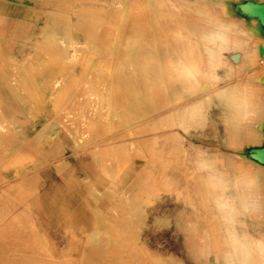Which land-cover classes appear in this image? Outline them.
<instances>
[{"label": "rangeland", "instance_id": "374dc122", "mask_svg": "<svg viewBox=\"0 0 264 264\" xmlns=\"http://www.w3.org/2000/svg\"><path fill=\"white\" fill-rule=\"evenodd\" d=\"M245 1L36 0L34 30L0 38V264H225L236 239L218 200L239 193L240 163L264 169L250 156L264 145V35ZM204 2L236 34L211 58ZM250 84L240 114L217 91ZM217 170L230 188L210 182ZM259 179L260 206L240 183L252 214L232 201L264 236Z\"/></svg>", "mask_w": 264, "mask_h": 264}, {"label": "bare ground", "instance_id": "6f19581e", "mask_svg": "<svg viewBox=\"0 0 264 264\" xmlns=\"http://www.w3.org/2000/svg\"><path fill=\"white\" fill-rule=\"evenodd\" d=\"M246 1H249V3L248 4H246L247 5V7L250 9V12H248L247 14H245V15H248V16H256L257 17V21H255L256 22V24H255V27L257 28V30L259 31V33L260 34H263L264 35V26H263V24H262V21H261V17L257 14V13H255L254 12V7L252 6L253 4H258V5H263L264 4V1L263 2H261V0H260V2H257V1H255V0H246ZM223 3V2H222ZM244 3V2H243ZM188 4V3H187ZM218 4V3H217ZM222 5V4H221ZM221 5H219V6H221ZM192 7V6H191ZM217 9V8H216ZM223 9H224V7H223ZM237 9H239V5L237 6ZM240 10V9H239ZM195 11H197L198 12V14H199V16H200V19L202 20V23L201 24H199V26L201 27V29H202V31H203V35H202V37L204 38L205 37V39H207V41H209L210 42V44L212 43L213 44V46H211L210 44H209V46H210V48H208L209 46H207V48H208V51H209V55H210V58L211 57H215V53L216 54H218L219 52L221 53V51L222 50H224V49H226V43H224V42H226V41H224L225 39H228L227 38V35H229V33H231V35H234V36H236V34L235 33H232L231 32V30H230V28L231 27H233L232 26V24H230L228 21H226L225 20V18H223L222 16H221V13L219 12V11H215V12H213L214 10H212V8H211V6L207 3V2H204L203 4H201V6H197L196 8H195ZM222 11V10H221ZM223 11H225V10H223ZM225 13V12H224ZM243 13V12H242ZM241 12L239 13L240 15L242 14ZM157 15V14H156ZM225 15V14H224ZM228 15V14H227ZM194 17V16H193ZM190 18V17H189ZM206 18H208V25H211L212 27V29H209V26L207 25V22H206ZM234 18V17H233ZM248 18V17H247ZM157 19V18H156ZM228 19V18H227ZM237 19V18H236ZM239 19V18H238ZM250 19V18H249ZM147 20V19H146ZM229 20V19H228ZM231 20V19H230ZM242 20V19H241ZM256 20V19H255ZM235 21H237V20H235ZM240 21V20H239ZM251 21H253V20H251ZM199 22V21H198ZM254 22V21H253ZM147 23V22H146ZM168 23V22H167ZM194 23V22H193ZM195 23H197V22H195ZM188 24H191V23H188ZM144 26V25H143ZM243 26V25H242ZM145 28V27H144ZM237 28V27H236ZM244 28V27H243ZM245 29V28H244ZM238 30H239V28H238ZM241 30V29H240ZM241 31H243V29L241 30ZM199 32V31H198ZM234 32H237V31H234ZM250 33V32H249ZM248 33V34H249ZM247 34V35H248ZM238 35V34H237ZM242 35H244V34H242ZM262 35V36H263ZM245 36V35H244ZM250 36V35H249ZM188 37V36H187ZM231 37V36H230ZM237 37H240V36H237ZM251 37H252V35H251ZM158 38V37H157ZM243 38V37H242ZM248 38V37H247ZM256 38V37H255ZM255 38H253V39H255ZM264 38V37H263ZM205 39H204V41H205ZM244 39V38H243ZM252 39V38H251ZM230 40V39H229ZM246 40H248V39H246ZM259 40H261V39H259ZM263 40V39H262ZM178 41V40H177ZM197 41V40H196ZM255 41H256V39H255ZM199 42V41H198ZM232 42H233V40H232ZM243 42H245V41H243ZM191 44V43H190ZM195 44V43H194ZM233 44V43H232ZM241 44V40H240V38H239V40L238 41H236L233 45L236 47V46H238V45H240ZM253 44V43H252ZM261 44V43H260ZM259 44V45H260ZM217 46V48H216V50L218 51V53H217V51L215 50V48H214V46ZM190 46V45H189ZM192 46H194L193 44L191 45V47ZM215 46V47H216ZM246 46V45H245ZM251 46V45H250ZM255 45H253V47H254ZM191 47H190V49H191ZM205 47V46H204ZM203 47V48H204ZM252 47V48H253ZM200 48V47H199ZM193 49V48H192ZM261 51H263L264 52V42H263V44L262 45H260V48H259ZM192 51H194V50H192ZM250 51H252L251 50V48H250ZM196 52V51H195ZM207 52V51H206ZM249 52V51H248ZM253 52V51H252ZM120 53V52H119ZM198 53V52H197ZM202 53V52H201ZM204 53V52H203ZM251 52H249V54H250ZM116 54V53H115ZM180 54V53H179ZM194 54V53H193ZM205 54V53H204ZM207 54V53H206ZM222 54V53H221ZM261 54H262V52H261ZM191 55V54H190ZM219 55V54H218ZM216 56V57H219V56ZM194 56V55H193ZM196 56V55H195ZM198 56V55H197ZM201 56V55H200ZM222 56V55H221ZM263 56H264V54H263ZM262 56V57H263ZM192 57V56H191ZM190 57V58H191ZM257 57H259V56H257ZM190 58H189V60H190ZM194 58V57H193ZM192 58V59H193ZM246 58V57H245ZM191 59V60H192ZM260 59V58H259ZM262 59V58H261ZM259 60V61H262V60ZM264 59V58H263ZM190 60V61H191ZM195 60V63H196V60H198V59H194ZM191 62H194V61H191ZM191 62H189L190 64H191ZM179 63V62H178ZM195 63H193L189 68H188V74L189 75H191L192 74V72H200V69H198V67H197V65L195 64ZM197 63H199V60H198V62ZM262 64V63H261ZM188 65V64H187ZM106 66V65H105ZM179 66V65H178ZM104 67V66H103ZM99 68V67H98ZM106 69V68H105ZM181 69H183V68H181ZM180 69V70H181ZM203 69V68H202ZM184 70V69H183ZM201 73V72H200ZM260 73H262V71L260 72ZM178 74V73H177ZM257 75V74H256ZM262 75H264V74H262ZM120 76V75H119ZM182 76V75H181ZM218 76V75H217ZM188 77V76H187ZM186 77V78H187ZM261 77V76H260ZM184 78V77H183ZM191 78H192V76H191ZM180 79V78H179ZM188 79V78H187ZM187 79H185L186 81H187ZM219 79V78H218ZM258 79V78H257ZM262 79H263V77H262ZM122 80V79H121ZM146 80H147V78H146ZM145 80V81H146ZM127 82V81H126ZM204 83V82H203ZM241 83V82H240ZM251 83V82H250ZM125 84V83H124ZM189 84V83H188ZM191 84V83H190ZM242 84V83H241ZM249 84V83H248ZM254 84V83H253ZM260 84V83H259ZM123 85V84H122ZM126 85V84H125ZM235 85H237V84H235ZM245 85V84H244ZM258 85V84H257ZM223 86V85H222ZM232 86H234V85H228V87L227 88H225V86L223 87V88H218L217 89V91H218V93H219V95H220V97L221 98H223V100L225 101V102H231L232 101V104H233V106H234V113H236V114H240L241 112H243V111H246V109L248 110V108L251 106V103L254 101V99L256 98V95H257V89H256V86L255 85H252V84H250L249 86H247V87H245V86H236V88L235 89H232L231 87ZM117 87V86H116ZM261 87V86H260ZM133 88V87H132ZM116 89V88H115ZM123 91V90H122ZM262 91V90H261ZM127 92V91H126ZM215 93H217V92H215ZM259 93H260V91H259ZM123 94V93H122ZM126 98V97H125ZM259 99V98H258ZM115 100V99H114ZM122 100V99H121ZM262 100H263V98H262ZM116 101V100H115ZM119 102V101H118ZM121 103V102H120ZM126 103V102H125ZM137 104V103H136ZM106 105V104H105ZM123 106V105H122ZM134 106V105H133ZM228 112V111H227ZM232 112V111H231ZM230 114H232V113H230ZM200 115V114H199ZM202 115H204V114H202ZM201 116V115H200ZM122 117V116H121ZM197 117V116H196ZM199 117V116H198ZM201 118V117H200ZM204 118V117H203ZM199 119V118H198ZM200 122V121H199ZM107 127V126H106ZM132 130V129H131ZM109 131V130H108ZM112 136V135H111ZM259 147H264V145L263 146H259ZM255 159V158H254ZM257 160V159H256ZM257 161H259V160H257ZM260 162V161H259ZM204 163V162H203ZM202 163V164H203ZM206 163H208V162H206ZM262 163V162H261ZM205 164V163H204ZM212 164V163H211ZM258 166V165H257ZM262 167V166H261ZM222 169V168H221ZM237 169L239 170L238 171V174L237 175H239V176H236V177H238V178H236L235 180V184L237 185V186H239V188L238 187H236L234 184L232 185V186H235L234 188H237V190L239 191V193L238 194H236V193H232V200L233 201H236V200H241V201H243V203H241V201H240V204H239V202H238V204L241 206V204H243V206H245L246 207V209H248V212H249V209L251 208V207H249V205L251 204L250 203V201L249 200H247L248 198V195L250 194H248V190L250 189H248V187H252L253 188V190H257V188H259L258 186H259V178H260V175H261V173H263L264 172V169L263 168H257L256 167V170H253V169H251V167L250 166H247L246 164H244V163H240L239 164V166L237 167ZM223 171H225L224 170V168H223ZM222 170L219 172L218 170L217 171H212V172H210V174H212L210 177L207 175V176H205L206 177V179L209 177L210 178V180H211V177H212V179H215L214 181H216V180H218V184H219V188H221L222 189V187H223V190L224 189H228V188H230L231 187V184H230V182H231V178L229 177V172H228V174L226 173V172H223ZM227 171V170H226ZM231 171V170H230ZM234 172H235V170H234ZM234 172H232V173H234ZM236 173V172H235ZM209 174V173H208ZM230 175H231V173H230ZM235 175V174H234ZM232 178H234L233 176H232ZM208 180V182H209V179H207ZM210 182H212L213 183V181L211 180ZM211 183V184H212ZM240 183H243L244 184V187L245 186H247L246 187V191H247V194L248 195H246L245 193H244V191H243V189H245L244 187H243V189H241L242 188V184H240ZM260 183H262V182H260ZM210 184V186H212ZM216 184V183H215ZM215 184L213 185V186H215ZM212 186V187H213ZM217 187V186H216ZM215 187V188H216ZM254 187H256V189H254ZM245 191V192H246ZM252 191V190H251ZM251 191H249V192H251ZM221 192V191H220ZM223 193H225V192H223ZM219 194V193H218ZM253 194H254V191H253V193H252V198L251 199H253V198H257V197H255V195L253 196ZM225 195V194H224ZM246 195V196H245ZM218 196V195H217ZM220 196L221 195H219V197H217V199H219L220 198ZM230 196V195H229ZM228 196V197H229ZM250 195H249V197H251ZM257 196V195H256ZM222 198H223V196H221ZM224 197H227V196H224ZM227 197V198H228ZM239 197V198H238ZM224 199V198H223ZM226 199V198H225ZM258 199V198H257ZM256 199V201H254V199L252 200V203L256 206V205H258V206H260L259 205V201ZM221 200V199H220ZM229 200H231V199H227V200H222V201H219L218 200V203L220 204V206L222 207V206H224V207H229L228 209V212L226 213V215H227V218L228 219H230V224L232 225V227H233V232H234V236H235V239H236V244H235V246L233 247V250H234V253L231 255L230 254V252H226V251H223L222 253H221V258H222V260H223V262L226 264H264V236H259V235H257L256 233H253V232H251L250 230H248L247 229V227L243 224V222L241 221V217H240V206H239V208L237 207V205H236V202H233L232 200V202H231V204H230V202H228ZM249 201V202H248ZM258 201V202H257ZM247 202H248V204H247ZM258 204H257V203ZM253 204H251V206L253 205ZM236 205V206H235ZM249 208H248V207ZM245 207H243V208H245ZM241 208H242V206H241ZM242 208V209H243ZM253 208V207H252ZM260 208V207H259ZM226 209V208H225ZM245 209V210H246ZM227 210V209H226ZM226 210H224V211H226ZM244 210V209H243ZM257 210L258 209H256V210H253V212L255 213V211L257 212ZM223 211V212H224ZM252 211V210H251ZM251 211L249 212V214L251 213ZM241 212H242V210H241ZM247 211L245 212V214L246 213H248ZM260 212V211H259ZM252 214V213H251ZM256 214V213H255ZM254 215V214H253ZM245 217H247V216H245ZM251 217V216H250ZM218 218V217H217ZM254 218V217H253ZM229 222V221H228ZM223 223V222H222ZM248 224V223H247ZM248 226H250V225H248ZM228 229V228H227ZM227 231V230H226ZM229 231V230H228ZM260 232H261V230H259ZM258 231V233H260ZM221 232V231H220ZM138 234V233H137ZM262 234V233H261ZM264 235V234H263ZM230 236V235H229ZM232 236V235H231ZM131 238V237H130ZM228 239V238H227ZM231 239V238H230ZM128 240V239H127ZM131 240H133V239H131ZM136 241V240H135ZM227 242V241H226ZM131 243V242H130ZM133 243H135V242H132V244ZM139 243V242H138ZM222 244V243H221ZM229 244V243H228ZM138 245V244H137ZM229 246V245H228ZM139 247V246H138ZM137 246H136V248H138ZM211 247V246H210ZM139 249H141V248H139ZM209 251V250H208ZM208 251H206V252H208ZM229 251V250H228ZM216 252V251H215ZM141 253V252H140ZM210 253V252H209ZM138 255H139V252H138ZM142 255V254H141ZM141 255H139L142 259L143 258H145V256L144 257H142ZM146 255V254H145ZM136 256H137V253H136ZM209 256V255H208ZM138 257V256H137ZM147 258V257H146ZM145 258V259H146ZM152 258V257H151ZM154 258V257H153ZM156 259V258H155ZM138 260H139V258H138ZM147 260V259H146ZM149 260V259H148ZM154 261V260H153ZM143 262V261H142ZM150 262V261H149ZM147 263H148V261H147ZM146 264V263H145ZM155 264V263H154Z\"/></svg>", "mask_w": 264, "mask_h": 264}, {"label": "crops", "instance_id": "0c3cea01", "mask_svg": "<svg viewBox=\"0 0 264 264\" xmlns=\"http://www.w3.org/2000/svg\"><path fill=\"white\" fill-rule=\"evenodd\" d=\"M35 2L36 0H0V18L5 21L0 26V38L22 39L34 30V24L41 22V17L35 18L34 22V15L39 14ZM0 44L7 43L0 41Z\"/></svg>", "mask_w": 264, "mask_h": 264}, {"label": "water", "instance_id": "95a60500", "mask_svg": "<svg viewBox=\"0 0 264 264\" xmlns=\"http://www.w3.org/2000/svg\"><path fill=\"white\" fill-rule=\"evenodd\" d=\"M248 3L249 1H245L244 3H241L239 5L240 11L243 12L244 14L250 12V9L246 5ZM252 6L255 8L254 12L261 17V21L264 26V4L263 5L253 4ZM250 156L264 163V147H253L250 150Z\"/></svg>", "mask_w": 264, "mask_h": 264}]
</instances>
